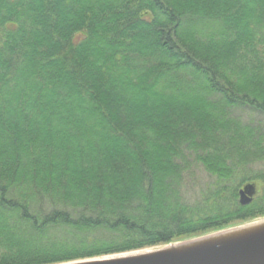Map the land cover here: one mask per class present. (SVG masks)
<instances>
[{
	"label": "trees",
	"instance_id": "trees-1",
	"mask_svg": "<svg viewBox=\"0 0 264 264\" xmlns=\"http://www.w3.org/2000/svg\"><path fill=\"white\" fill-rule=\"evenodd\" d=\"M259 218L264 0H0V264Z\"/></svg>",
	"mask_w": 264,
	"mask_h": 264
},
{
	"label": "water",
	"instance_id": "water-1",
	"mask_svg": "<svg viewBox=\"0 0 264 264\" xmlns=\"http://www.w3.org/2000/svg\"><path fill=\"white\" fill-rule=\"evenodd\" d=\"M256 192L254 184L245 185L239 193L240 204H250ZM261 222L264 218L165 246L63 264H264V228L229 236Z\"/></svg>",
	"mask_w": 264,
	"mask_h": 264
},
{
	"label": "bare ground",
	"instance_id": "bare-ground-1",
	"mask_svg": "<svg viewBox=\"0 0 264 264\" xmlns=\"http://www.w3.org/2000/svg\"><path fill=\"white\" fill-rule=\"evenodd\" d=\"M261 228H264V222L254 224V225L248 226L246 228H242L238 232H233L229 236L240 237V236H243L244 234H246L247 232H250L252 230L255 231V230H258V229H261Z\"/></svg>",
	"mask_w": 264,
	"mask_h": 264
},
{
	"label": "rangeland",
	"instance_id": "rangeland-1",
	"mask_svg": "<svg viewBox=\"0 0 264 264\" xmlns=\"http://www.w3.org/2000/svg\"><path fill=\"white\" fill-rule=\"evenodd\" d=\"M149 249H151V248H149ZM145 250H147V249H145ZM131 253V252H130ZM133 253V252H132ZM86 260V259H85ZM78 261H80V260H78Z\"/></svg>",
	"mask_w": 264,
	"mask_h": 264
}]
</instances>
